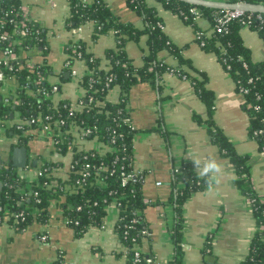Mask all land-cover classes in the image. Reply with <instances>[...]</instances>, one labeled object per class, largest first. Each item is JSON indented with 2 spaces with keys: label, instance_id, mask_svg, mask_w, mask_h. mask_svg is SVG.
Masks as SVG:
<instances>
[{
  "label": "crops",
  "instance_id": "0c3cea01",
  "mask_svg": "<svg viewBox=\"0 0 264 264\" xmlns=\"http://www.w3.org/2000/svg\"><path fill=\"white\" fill-rule=\"evenodd\" d=\"M23 16L38 21L48 30L49 50L46 54L33 50L29 53L31 62L46 64L52 69L51 83L58 84L54 99L69 100L72 108H77L84 94L79 79L87 68L83 60L76 59L68 65L67 44L82 40L87 51L101 58L107 48L116 44L113 33L101 34L93 38L92 22L68 29L66 18L69 6L66 0H21ZM113 13L123 22H131L144 29L145 21L132 10L125 0H105ZM162 20L163 33L177 49L163 48L157 52V60L168 70L156 72L153 77L138 81L128 91L127 107L129 122L135 129L133 141L132 170L143 173L142 198L147 204L143 215L149 238L141 245V251L153 256L154 264H173L175 245L169 228L175 219V210L170 205L173 194L175 173L182 166L190 164L191 157L216 159L223 170L222 180L212 191L207 187L193 192L185 201L183 214V235L180 245L184 251L182 264H238L250 247L255 231V218L248 201L235 184L236 171L232 162L219 153L212 142L208 120L211 116L235 150L247 155L251 181L260 200L264 203V152L258 142L249 137V117L245 110L244 96L237 90L232 75L223 67L217 55L205 51L196 39L197 27L212 33L211 23L205 18H195L187 23L185 18L166 8L159 0H148ZM263 2L264 0H259ZM245 46L253 61L264 59V38L255 29L244 27L240 30ZM148 34L144 32L138 40L126 44V53L135 67L144 63V56L150 51ZM102 66H107L103 60ZM69 68V69H67ZM77 76L72 75V70ZM63 74V75H62ZM193 79L202 82L213 94V113L210 115L205 102L200 98ZM17 80L11 78L2 89L5 96L15 93ZM120 90L113 87L107 100L117 102ZM5 121L11 128L23 120L18 112ZM195 115L202 121L198 122ZM2 132V129H1ZM1 138L5 137L6 132ZM11 138L19 135L9 133ZM78 148L105 151L107 146L97 140L74 134ZM50 136H35L26 144L28 148L27 166L19 169L20 174L33 179L37 176L41 162L39 157L50 156L59 164L55 174L66 176L70 170L72 152L60 153L49 147ZM15 140V139H14ZM25 146V145H16ZM13 144H6L1 158H10ZM48 158V157H47ZM34 160H37L34 163ZM1 187V185H0ZM175 192V191H174ZM119 208L113 202L108 207L105 224L91 227L77 237L73 228L64 219L60 205L53 201L47 221L34 220L22 231H16L6 219L0 222V264H51L60 253L65 264H125V246L116 232ZM45 238H42V236ZM210 239L207 253L204 247ZM211 256V257H210Z\"/></svg>",
  "mask_w": 264,
  "mask_h": 264
},
{
  "label": "trees",
  "instance_id": "16d2710c",
  "mask_svg": "<svg viewBox=\"0 0 264 264\" xmlns=\"http://www.w3.org/2000/svg\"><path fill=\"white\" fill-rule=\"evenodd\" d=\"M69 13L65 20L68 29L78 28L92 22L93 38L98 35L113 33L116 44L104 52V57L87 51L82 40L67 44L69 66L76 59L83 60L86 72L79 79L83 96L77 108H72L69 100L54 99L52 84L49 80L52 69L43 63L28 66L31 60L29 53L33 50L46 54L49 50L48 30L38 21L24 18L21 0H0V35L7 32L8 36L0 42V53L10 49L16 55L12 61L13 69L4 68L7 76L14 75L17 87L14 94H2L0 83V129L5 128L7 134L13 132L19 135L17 145H25L37 136L39 127L45 116L64 120L63 129L77 125L81 130L89 129L90 133H82L89 139L96 138L107 146L105 151L78 148L74 137L66 134L55 143L60 153L72 152L70 170L66 176H57L58 163L42 156L37 176L30 179L21 175L19 169L12 165L10 158L0 160V222L8 215L7 222L16 231L24 230L34 220L47 221L50 216V206L57 202L63 210L66 224L73 228L77 237L82 236L91 227H102L108 214V207L113 202L119 208L116 221V232L120 242L125 246V264H148L146 259L154 258L141 251L136 258V246L141 247L143 241L149 238L144 233L147 228L143 209L147 205L142 198L143 173L136 178L122 183L123 174L132 170L133 141L135 129L129 122L127 107L128 91L138 81L153 77L156 72L168 70L175 73L177 68L167 67L157 60V52L168 48L176 54L173 44L163 33L162 20L156 10L148 5V0H125L128 6L141 15L145 21L144 29H139L131 22H123L116 16L105 0H66ZM166 8L185 18L193 24L196 18L208 19L211 29L215 16L221 10L196 6L181 0H159ZM231 2L259 0H229ZM192 8L198 10L195 15ZM251 14L253 18L259 13ZM264 19V14H261ZM243 17V18H244ZM243 18L230 22L223 32L206 31L196 27V39L207 52L215 53L223 67L232 75L237 90L244 96V108L249 117V137L258 142L264 151V59L253 61L249 49L245 46L240 30L244 27L255 29L264 38V23L253 21L246 26ZM24 23V26L22 25ZM146 32L150 51L144 56V63L135 67L126 53V44L138 40ZM202 32L200 36L199 33ZM103 60L107 66H102ZM69 69V68H67ZM182 75L183 73L180 72ZM63 75V74H62ZM39 76L42 77L38 82ZM109 78L111 80L109 81ZM193 84L207 106L208 113H213V94L204 87L202 82L193 79ZM113 87L120 90L117 102L107 100V94ZM46 91V92H44ZM91 98V100H90ZM18 100V103H14ZM18 112L22 119H38L34 123H24L20 128H7L5 121L12 113ZM198 122L202 120L195 115ZM212 142L219 148V153L227 157L235 167V184L248 201L255 218V231L246 256L238 264H264V203L251 181L248 156L239 154L223 132L216 127L211 116L208 120ZM49 134V133H47ZM83 173H87L83 176ZM203 179H198L190 164L182 166L175 173L174 189L170 205L174 207L175 219L169 228L170 237L175 245L173 264H182L184 251L180 243L183 235L182 208L193 192L205 188ZM175 191V192H174ZM149 230V229H148ZM210 247V239L204 247L205 253ZM141 249V248H140ZM51 264H65L64 256Z\"/></svg>",
  "mask_w": 264,
  "mask_h": 264
},
{
  "label": "built area",
  "instance_id": "2783aa9c",
  "mask_svg": "<svg viewBox=\"0 0 264 264\" xmlns=\"http://www.w3.org/2000/svg\"><path fill=\"white\" fill-rule=\"evenodd\" d=\"M191 12L195 15L198 14V10L196 8H192ZM245 13H255V12H243L240 10H233V9H226V10H221L219 13L216 14L215 16V23L212 27V32L216 31V32H223L227 25L232 22L233 20L239 19V18H243ZM25 18V16H24ZM253 21H258L260 23H264V19L261 15V13L257 14L255 16V18H253V16L251 14L247 15L246 17L243 18V23L246 26H249V24ZM22 25L24 26V23H22ZM201 34H203L202 32L199 33L198 36H200ZM8 36L7 32H3L0 35V42L2 39H5ZM16 55L14 54V52L10 49H6L4 51H2L0 53V83H2V87L4 88L5 86H7L8 80L11 78H15L14 75L11 76H7V74L4 71V68H7L9 70L13 69V65H12V61L15 60ZM34 63L29 61L28 62V66L29 67H33ZM69 65V62H68ZM72 75L74 77L77 76V71L75 69L72 70ZM42 79L41 76H39L38 78V82H40ZM111 80V78H109V81ZM52 84V92H56L58 90V84L56 83H51ZM2 88V89H3ZM46 92V91H44ZM91 100V98H90ZM14 103H18V100H14ZM81 103V102H79ZM129 120V119H128ZM38 121V119H23L21 121L20 124L15 125L16 128H20L24 123L28 122V123H34ZM44 127H39L37 129V136H50V139L48 140L49 142H51V144H53L57 150V147L55 145V143L57 142L58 139L63 138L64 135L66 134H71L72 136H74V134H78V136L82 135V133H90L91 131L89 129L86 130H81L79 128V126L77 125H72L70 126L68 129H63L62 125L64 124V120L60 117H57V119H54L50 116H45L43 122L41 123ZM2 131H5V128H1ZM264 130V128L255 131V134H260L262 133ZM49 133V134H47ZM54 146H52L54 148ZM264 152V151H262ZM87 173H83V176H86ZM139 174L137 172H134L133 170H131L128 174H123V178H122V183H126L128 180L130 179H135L136 175ZM23 175V174H21ZM8 215H5L4 219L7 220ZM144 233L150 235V231L148 229L144 230ZM42 238H45V236L43 235ZM140 252L141 249L139 248V246H136V252H135V256L137 259H139L140 256ZM146 262L148 264H153V259L152 258H147Z\"/></svg>",
  "mask_w": 264,
  "mask_h": 264
},
{
  "label": "water",
  "instance_id": "95a60500",
  "mask_svg": "<svg viewBox=\"0 0 264 264\" xmlns=\"http://www.w3.org/2000/svg\"><path fill=\"white\" fill-rule=\"evenodd\" d=\"M181 1L196 6L211 7L219 10L233 9V10H240L243 12H255V13L264 14L263 2H247V1L231 2L229 0H181ZM10 152H11L12 165L14 167L18 169H23L27 166L28 148L26 146H14L10 150ZM0 160H1V156H0ZM36 162L37 160H34V163Z\"/></svg>",
  "mask_w": 264,
  "mask_h": 264
},
{
  "label": "clouds",
  "instance_id": "9594fccd",
  "mask_svg": "<svg viewBox=\"0 0 264 264\" xmlns=\"http://www.w3.org/2000/svg\"><path fill=\"white\" fill-rule=\"evenodd\" d=\"M193 168L198 179H203L209 191L221 183L223 170L222 165L214 158L201 160L191 157Z\"/></svg>",
  "mask_w": 264,
  "mask_h": 264
},
{
  "label": "rangeland",
  "instance_id": "374dc122",
  "mask_svg": "<svg viewBox=\"0 0 264 264\" xmlns=\"http://www.w3.org/2000/svg\"><path fill=\"white\" fill-rule=\"evenodd\" d=\"M36 132H37V130H35V133ZM1 134L4 135V132L3 131L1 132V129H0V153H3L2 151H6L5 149H2V147H5L6 144H10L11 143V144H13V146H16L18 144V140L16 138H11V136H9V134H7V133L5 134L4 138H1L2 137ZM40 137L42 138V140H44V137H42V136H40ZM47 144H49V147L54 146L48 140H47ZM54 151H57L55 146H54ZM47 157L50 158V156H47ZM19 173H20V171H19Z\"/></svg>",
  "mask_w": 264,
  "mask_h": 264
}]
</instances>
